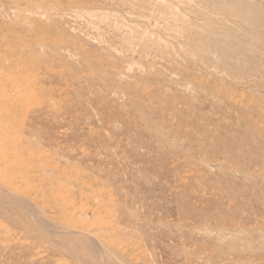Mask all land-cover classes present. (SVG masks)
Instances as JSON below:
<instances>
[{
    "label": "rangeland",
    "instance_id": "1",
    "mask_svg": "<svg viewBox=\"0 0 264 264\" xmlns=\"http://www.w3.org/2000/svg\"><path fill=\"white\" fill-rule=\"evenodd\" d=\"M0 264H264V0H0Z\"/></svg>",
    "mask_w": 264,
    "mask_h": 264
}]
</instances>
